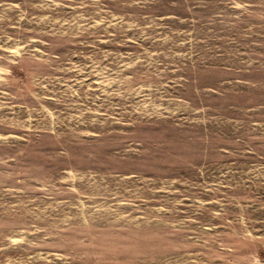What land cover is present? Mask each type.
Instances as JSON below:
<instances>
[{"label":"rangeland","instance_id":"rangeland-1","mask_svg":"<svg viewBox=\"0 0 264 264\" xmlns=\"http://www.w3.org/2000/svg\"><path fill=\"white\" fill-rule=\"evenodd\" d=\"M0 264H264V0H0Z\"/></svg>","mask_w":264,"mask_h":264}]
</instances>
